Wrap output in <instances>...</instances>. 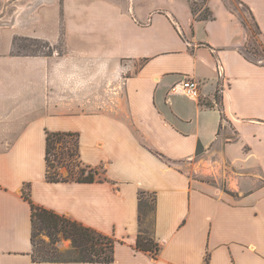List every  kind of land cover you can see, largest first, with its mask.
Here are the masks:
<instances>
[{"label": "crops", "instance_id": "crops-1", "mask_svg": "<svg viewBox=\"0 0 264 264\" xmlns=\"http://www.w3.org/2000/svg\"><path fill=\"white\" fill-rule=\"evenodd\" d=\"M30 4L25 26L0 25V264H264V60L247 48L251 19L264 49V0ZM18 36L65 49L17 55ZM47 130L77 132L102 179L49 181ZM27 188L112 235L114 261L34 260ZM140 191L155 255L137 247Z\"/></svg>", "mask_w": 264, "mask_h": 264}, {"label": "trees", "instance_id": "trees-1", "mask_svg": "<svg viewBox=\"0 0 264 264\" xmlns=\"http://www.w3.org/2000/svg\"><path fill=\"white\" fill-rule=\"evenodd\" d=\"M192 8L196 13V0H190ZM203 19H212L214 15L209 8H206L202 17ZM14 40V45H15ZM52 54V53H51ZM225 118V117H223ZM79 134L74 131H51L47 130V179L49 181H95L101 180L100 170L98 168L85 166L81 160L74 162L79 157ZM76 137V141L74 138ZM201 151V147L199 148ZM67 161V162H66ZM76 166L78 172L74 171V167L70 170V177L62 176L60 167ZM152 194L140 191V224L141 229L137 239V247L157 254L160 250L159 243L155 240L148 226V221L152 222V215L155 210L156 195L152 194V199L144 198V195ZM24 197L30 201L32 206L33 233L32 240L34 244L33 259L39 261H84V262H113L115 259V242L116 239L97 228L89 226L77 219L65 214L58 213L48 209L42 205L35 203L27 188L24 190ZM149 200V201H148ZM41 224L50 236V246H46L42 242H36V228ZM71 240L70 248L60 253L55 246L59 240V234ZM42 243V244H41ZM62 256H65L62 258Z\"/></svg>", "mask_w": 264, "mask_h": 264}, {"label": "rangeland", "instance_id": "rangeland-1", "mask_svg": "<svg viewBox=\"0 0 264 264\" xmlns=\"http://www.w3.org/2000/svg\"><path fill=\"white\" fill-rule=\"evenodd\" d=\"M34 2V0H0V25L2 24H13L17 20L19 23H22L24 26L27 24L28 20H30L29 14V5L33 6V10H37L35 4H30ZM235 6V4H233ZM33 10L31 12L35 13ZM35 15V14H34ZM251 28V38L248 45V55L251 58L256 60H264V49L262 48L259 41V30L255 23L249 19ZM15 45L13 49V53L17 55H50L51 53L63 52L65 49L64 43L60 42L56 45H53L51 42L45 39H38L29 36H18L15 38ZM76 141V137L74 138ZM80 159L78 157L75 158L74 162H78ZM67 162V161H66ZM74 167V168H73ZM74 169L75 172H78L79 168L76 166L70 165L67 166V163L60 167V172L64 177H71L70 170ZM199 178H204L203 176L196 175ZM144 198L152 199V194L144 195ZM148 200V201H149ZM150 225V226H149ZM148 226L151 229V221H148ZM36 242L38 243V247H40L39 242H42L46 246H48L51 242L50 236L45 228L41 227V224L36 228ZM41 243V244H42ZM71 240L67 239L63 236L62 233L59 234V240L56 243V247L60 253L67 251L70 248ZM50 246V245H49ZM65 256H62L64 258Z\"/></svg>", "mask_w": 264, "mask_h": 264}, {"label": "built area", "instance_id": "built-area-1", "mask_svg": "<svg viewBox=\"0 0 264 264\" xmlns=\"http://www.w3.org/2000/svg\"><path fill=\"white\" fill-rule=\"evenodd\" d=\"M179 90L192 99H198L200 97V81L191 76H186L178 85Z\"/></svg>", "mask_w": 264, "mask_h": 264}]
</instances>
